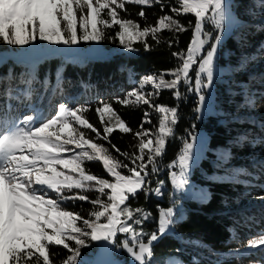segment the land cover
<instances>
[{"label":"snow or ice","instance_id":"1","mask_svg":"<svg viewBox=\"0 0 264 264\" xmlns=\"http://www.w3.org/2000/svg\"><path fill=\"white\" fill-rule=\"evenodd\" d=\"M260 3L264 6V0ZM127 4L141 6L137 15L144 19V7L154 5H160L162 12L167 7L171 15L162 14L154 25L142 26L120 15L127 11ZM187 14L194 16V27L191 22L186 27L175 18ZM228 15L226 0H175L174 5L165 4L164 0H0V43L6 45L23 46L37 39L51 45L98 43L106 38L105 29L118 26L115 39L124 48L136 51L133 45L142 43L148 50L151 47L147 43L149 36L160 43L159 34L164 30L185 32L192 28L186 51L172 53L181 61L177 67L158 76H145L138 89L116 101L129 107L147 105L159 113L155 132L144 127L151 123L148 111L144 112L139 130L134 131L113 106L105 102L96 109L103 135L82 115L88 111L83 106L71 108L60 104L52 118L35 127L33 122L37 117L34 115H26L18 121H0V264H57L59 253L52 251L54 247L67 252L58 264H82V249L92 242L123 249L134 264H150L153 243L175 224L174 210L159 208L157 230L145 233L137 231L133 225L142 224L151 213L141 207L132 208L128 201L139 192H144L146 197L150 192L157 196L162 194V181L154 189L146 185L150 174L160 171L158 158L166 152L167 138L174 135L173 126L178 117L176 107L153 104L152 98L160 90L169 89L174 90V98L180 100L179 85L181 82L190 85V70L198 65L194 88L189 86L188 91H195L199 103L204 102L201 90L212 83L217 51V43H212L206 55L201 56L211 38L204 26L211 23L218 32H223ZM220 40L221 35L217 34L215 41ZM165 76L172 78L165 79ZM145 84H151L155 91L143 92ZM195 111L199 112L200 108ZM74 124L90 129L96 138L79 131ZM116 129L134 134L139 154L121 152L111 145L124 157L122 161L108 147L96 142L110 143L109 136ZM192 139L194 141L195 137ZM192 150L193 143L185 140L176 159L167 165L170 170L179 168V172H169L175 190L186 184ZM93 161L100 162L112 179L92 174L84 167L85 162ZM88 191L99 195L91 199L85 194ZM259 199L264 200V196ZM77 200L93 205L87 218L64 207L67 201ZM118 234L125 238L118 240ZM259 246H264V233L250 239L246 245L248 249ZM108 251L107 247L102 248L95 264H108L103 258Z\"/></svg>","mask_w":264,"mask_h":264},{"label":"trees","instance_id":"2","mask_svg":"<svg viewBox=\"0 0 264 264\" xmlns=\"http://www.w3.org/2000/svg\"><path fill=\"white\" fill-rule=\"evenodd\" d=\"M164 3L174 5L175 0H164ZM230 4L238 22L221 44L228 50L225 60L231 66L228 74L213 81L215 112L196 120V97L182 83L179 85L180 100L177 101L174 90L169 89L160 90L152 98L153 104L176 107L178 117L173 126L174 135L167 138L166 152L158 158L160 171L150 174L146 185L154 189L156 183L162 181V194L157 196L150 192L146 197L144 192H139L136 198L128 201L132 208L141 207L151 213L142 224L133 227L145 233L156 231L158 209L173 204L178 206L179 216L169 231L153 243L150 264H165L168 257L181 264H264V246L246 247L250 239L264 233V202L236 207L248 197L264 195V6L260 0H230ZM126 8L127 11L120 15L142 26L154 25L162 14L171 15L167 7L162 12L160 5L144 7L146 19L137 15L141 6L127 4ZM175 18L186 27L190 22L194 26L191 14ZM118 30V26L105 29L106 38L98 42L100 46L107 50L125 49L115 39ZM77 31L79 33V25ZM191 35L192 28L185 32L164 30L159 34L160 43L150 36L147 38L151 45L148 50L142 43H136L133 45L136 51L132 54L115 52L109 57L87 58L80 62H69L51 54L26 63L0 55V121H18L26 115H34L37 117L33 122L35 127L52 118L60 104L71 108L83 106L88 111L82 115L103 135L96 109L105 102L111 104L134 131L139 130L144 112L148 111L151 123L144 127L155 132L159 113L147 105L129 107L116 101L138 89L143 76L159 75L177 67L181 61L172 53L185 51ZM26 46L0 43V51L19 52ZM142 91L155 90L145 84ZM197 129L206 135L205 147L187 178L203 187V197L170 198L167 165L175 160L188 134ZM79 130L96 138L90 129L79 127ZM109 141L96 142L108 147L122 161L124 157L111 145L121 152H137L138 140L133 133H121L116 129ZM84 167L92 174L112 179L100 162H85ZM85 194L91 199L99 195L95 191ZM64 207L85 218L93 209L92 204L79 200L67 201ZM124 238L123 234H118V240ZM144 239L146 241L147 237ZM96 246L92 242L82 249V264L88 263ZM52 251L59 253L57 264L67 255L61 248L54 247ZM114 254L115 261L127 263L126 251L119 248Z\"/></svg>","mask_w":264,"mask_h":264},{"label":"rangeland","instance_id":"3","mask_svg":"<svg viewBox=\"0 0 264 264\" xmlns=\"http://www.w3.org/2000/svg\"><path fill=\"white\" fill-rule=\"evenodd\" d=\"M226 3L228 5L229 15H228V18H227L223 32H218L213 27V25L211 23H206L204 26V30L206 32L211 33V38L209 39L208 44H206L204 46V49L201 52V56L206 55L207 51L210 50V46L212 43H217V51H216V54L214 56L212 83L209 85L208 88L201 90V94H203L205 96L204 102L202 104H200L199 103V97L196 94V92L190 91V93L196 97L197 103H196L195 109L197 107L200 108L199 112L195 111V119L196 120H199L201 117H203L207 114H213L215 112V108L213 105V102H214V99H213V88H214L213 81L215 79L222 78V76L228 74L229 70H230L231 64L225 60L226 55L228 53V50L225 48V46H222L221 44L223 43L224 39H226L232 33V31L234 30V27L236 26L238 20L234 16V13H233L232 8H231L230 0H226ZM217 34L221 35V40L219 42L215 41V36ZM189 42H190V40H189ZM187 46H188V44H187ZM186 49H187V47H186ZM186 49H185V51H186ZM115 52H123V53H128V54L133 53V51H129L126 48L125 49L119 48V49L107 50V49H104L103 47H101L99 43L93 42V41L84 42V44L79 43L77 45L69 46V45H51L45 41H40L37 39L34 43L28 44L26 46L25 50H21L19 52H16V51H0V55H3V56L8 55L12 59H15L18 61H24L26 63H32L41 57L48 56L51 54L59 55L63 59L68 60L69 62H80L83 59H87V58L109 57L110 55H112ZM257 64L258 63H256V65ZM196 67H198V65H194L193 70H190V73H189L190 85H186L187 88H189V86L194 88V85H195V68ZM251 68H253V67H251ZM148 75H151V74H148ZM148 75H145V76H148ZM145 76H143L141 78L140 82L143 80V78ZM171 78H172L171 76L165 77V79H171ZM205 82H207L206 77H205ZM148 85L151 86V84H148ZM74 126L79 129V125L74 124ZM157 129H158V127H157ZM192 137H195L194 141H193ZM187 141L190 143H193L192 159L189 162V170L187 172V175H188L192 166L195 163H197L198 160L200 159V157L202 156V153H203V150L205 147V142H206V135H205L204 131H202L200 129L192 130L191 133H189L187 136ZM170 171L179 172V168L177 167L175 169H171V170L169 169L168 174H167V179L169 182V189H170V193H169L170 198H172L173 196H176V197L182 196L184 198H189V197L190 198H201V197H203V192H202L203 187L191 182L187 178V175L185 177L186 184L184 185V187L180 190H175L173 188L171 180L169 178V172ZM157 186H159V182L156 183L154 188H156ZM161 188H162V186H161ZM261 196H264V195L255 196L252 198L248 197L243 201V203H239L236 207H240L241 205L246 206L249 204L264 202V200L259 199V197H261ZM169 207H172L174 210L173 219L175 220L179 216V208H178V206H176V204H173ZM169 207H167V208H169ZM167 208H165V209H167ZM157 228H158V216H157ZM168 231H166V232H168ZM94 243L97 244L96 242H94ZM97 245H99V244H97ZM118 249H119V247H115L114 251H117ZM126 254H127V252H126ZM127 256H128V261H127V263H124V264L134 263V261L132 260V258L128 254H127ZM115 264H120V263L118 261H115ZM165 264H181V262L178 261L177 259L168 257L165 261Z\"/></svg>","mask_w":264,"mask_h":264},{"label":"water","instance_id":"4","mask_svg":"<svg viewBox=\"0 0 264 264\" xmlns=\"http://www.w3.org/2000/svg\"><path fill=\"white\" fill-rule=\"evenodd\" d=\"M104 247H107L109 251L105 254L103 258L108 262V264H115L114 247L111 245L105 246L103 243H100L99 245L95 247L94 251L90 255V258L87 264H95L96 260L99 258L97 256V253Z\"/></svg>","mask_w":264,"mask_h":264}]
</instances>
